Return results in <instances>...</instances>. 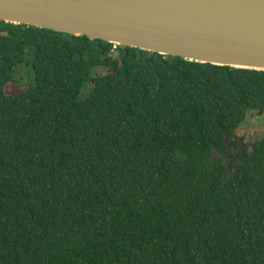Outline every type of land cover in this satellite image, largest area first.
I'll use <instances>...</instances> for the list:
<instances>
[{
    "label": "trees",
    "instance_id": "obj_1",
    "mask_svg": "<svg viewBox=\"0 0 264 264\" xmlns=\"http://www.w3.org/2000/svg\"><path fill=\"white\" fill-rule=\"evenodd\" d=\"M263 109L264 70L0 21V264H264V136L217 156Z\"/></svg>",
    "mask_w": 264,
    "mask_h": 264
},
{
    "label": "water",
    "instance_id": "obj_2",
    "mask_svg": "<svg viewBox=\"0 0 264 264\" xmlns=\"http://www.w3.org/2000/svg\"><path fill=\"white\" fill-rule=\"evenodd\" d=\"M0 21L264 70V0H0Z\"/></svg>",
    "mask_w": 264,
    "mask_h": 264
},
{
    "label": "rangeland",
    "instance_id": "obj_3",
    "mask_svg": "<svg viewBox=\"0 0 264 264\" xmlns=\"http://www.w3.org/2000/svg\"><path fill=\"white\" fill-rule=\"evenodd\" d=\"M147 55L146 53L143 55ZM105 72V68L97 67L91 69V77L95 75H102ZM15 81L21 86H29L34 84V74L32 71V57L31 53L25 54L22 63L17 65L14 71ZM18 89L15 87V90ZM92 89V83L90 81L86 82L79 93V98L83 99ZM262 125V126H260ZM242 133L247 136L249 140L259 138L264 135V115H247L245 121L238 128V134Z\"/></svg>",
    "mask_w": 264,
    "mask_h": 264
},
{
    "label": "flooded vegetation",
    "instance_id": "obj_4",
    "mask_svg": "<svg viewBox=\"0 0 264 264\" xmlns=\"http://www.w3.org/2000/svg\"><path fill=\"white\" fill-rule=\"evenodd\" d=\"M250 116L260 115L258 111L249 113ZM261 115H264V109L262 110ZM242 124L239 125V127ZM262 126V125H260ZM238 127V128H239ZM238 128L235 133L231 135L229 139L225 140L224 149L217 151V156L221 157L227 164L243 159L247 156L248 152L255 146L259 138L249 140L244 133L241 135L238 134ZM264 136V135H263Z\"/></svg>",
    "mask_w": 264,
    "mask_h": 264
}]
</instances>
